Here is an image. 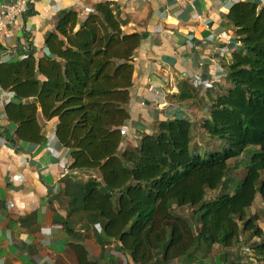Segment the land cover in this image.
Instances as JSON below:
<instances>
[{
	"label": "trees",
	"instance_id": "obj_1",
	"mask_svg": "<svg viewBox=\"0 0 264 264\" xmlns=\"http://www.w3.org/2000/svg\"><path fill=\"white\" fill-rule=\"evenodd\" d=\"M80 11H67L46 37L51 57L0 63V86L17 98L5 104L16 138L41 146L48 139L42 118L58 119L57 138L70 149L67 168L85 177L63 175L49 198L54 219L76 238L93 227L100 242L117 241L133 264H264V226L259 213L248 212L260 196L264 214V6H229L230 33L240 44L223 58L225 82L205 92L198 79L182 77L176 99L192 101L196 119L158 120L132 148L123 145L124 129L142 34L123 29L120 3L98 2L84 20ZM252 146L261 151L243 182L218 196L232 179L231 162ZM185 206L195 210L191 219L173 213ZM203 244L204 257L216 248L218 259L200 257ZM69 249L78 264H99L83 244Z\"/></svg>",
	"mask_w": 264,
	"mask_h": 264
},
{
	"label": "crops",
	"instance_id": "obj_2",
	"mask_svg": "<svg viewBox=\"0 0 264 264\" xmlns=\"http://www.w3.org/2000/svg\"><path fill=\"white\" fill-rule=\"evenodd\" d=\"M106 1L121 4L122 17L126 20L123 29L139 31L143 39L127 106L132 118L124 129L123 145L132 148L141 133L155 129L158 120L192 115L193 102L180 103L176 99V94L183 90L182 77L197 73L202 76L203 71L204 79L198 80L202 90L226 81L222 61L231 57L235 37L230 32H225L228 41L216 42L211 36L204 37L197 14L201 10L212 17L208 30L223 26L234 32L235 25L224 15L236 0H187L188 4L182 7L179 0H160L174 11L169 15V19L176 20L172 24L154 13V7H160L156 0H31L28 11L18 17L12 34L0 38L1 61L14 62L28 55L45 56L46 37L55 29L58 19L70 9L86 12L96 3ZM251 1L258 2L260 7L264 5V0ZM174 13L175 17L171 15ZM24 34H32V49L26 55L20 46ZM175 42L179 43L176 55L172 53ZM171 76L179 86L173 92V101L166 93ZM42 122L48 139L35 147L16 138L17 125L3 126L0 116V264H78L77 252L63 245L66 241L83 244L90 257L100 264H133L117 241L107 245L100 242L93 227L77 230L84 237L76 238L54 219L55 205L49 198L62 187L61 179L66 173L61 174L60 168L63 166L67 172L69 162L61 160L64 147L56 135L57 119L47 121L43 117ZM10 129L14 136L7 132ZM71 177L75 181L85 178L79 172H73ZM57 211L66 214L64 209Z\"/></svg>",
	"mask_w": 264,
	"mask_h": 264
},
{
	"label": "built area",
	"instance_id": "obj_3",
	"mask_svg": "<svg viewBox=\"0 0 264 264\" xmlns=\"http://www.w3.org/2000/svg\"><path fill=\"white\" fill-rule=\"evenodd\" d=\"M156 1L160 5V7L159 8L154 7V10H155L154 13L156 15H158L159 18H161V20H164L167 24L175 23L176 20L169 19L170 13H173L174 11L169 9L160 0H156ZM179 1H180L181 7L186 6L188 4L187 0H179ZM30 3H31V0H3V2L0 4V38L4 39L6 37H9L12 34L13 27L15 26L18 17L22 13H25L28 11V9L30 7ZM263 6H261V7H263ZM90 11H86V12L80 11V19L84 20L85 16H87V14ZM171 15L173 17H175V13L171 14ZM197 17H198V20L200 22L199 25L202 26V30H201V28H200V30H201V33L204 35V37H210L211 36L213 41L215 40L216 42H221L222 40H226V41L229 40V38L225 34V32H230L228 30V28L226 29V27L221 26V29L216 28V29L208 30L206 27L213 20L212 17L211 18L208 17L206 14H204V11H201V10L198 11ZM224 17L227 18V11H226V14L224 15ZM195 32H197V31H195ZM174 35H176V33ZM31 40H32V34L22 35V37L20 39V46L23 47L22 48L23 49V55L28 54L30 52V50L32 49V43H31L32 41ZM235 43H236L235 45H238L240 43V41L235 38ZM178 45H179V43L175 42V48L172 51V53L174 55H176L178 53L176 50ZM45 48H46V45H45L44 49ZM46 52L43 53L45 55L44 57H46V54H47V56H49V54H50L47 48H46ZM1 62H4V61L3 60L1 61V59H0V63ZM190 76H193V78L198 79V80L199 79L203 80L205 77V74L202 71V76L200 73L193 74ZM150 85L153 86L152 84H150ZM10 98H14L13 93L10 91L4 90L2 87H0V111H2V115H0V116L2 117L3 126L10 125L8 122V118H7L6 110H5L6 101L9 100ZM14 99H17L16 96ZM57 123L58 122L55 123V126L57 125ZM7 132L9 134H13V131H11V129L7 130ZM13 136H14V134H13ZM69 153H70V149L64 147L61 160H64V162L68 163L69 162ZM60 171L62 174V172H66V169L62 166L60 168ZM63 245H65L66 247H70V243L68 241L63 242ZM45 264H47V263H45Z\"/></svg>",
	"mask_w": 264,
	"mask_h": 264
},
{
	"label": "rangeland",
	"instance_id": "obj_4",
	"mask_svg": "<svg viewBox=\"0 0 264 264\" xmlns=\"http://www.w3.org/2000/svg\"><path fill=\"white\" fill-rule=\"evenodd\" d=\"M112 33L114 31H111ZM224 81V80H223ZM228 83V82H227ZM226 83V84H227ZM205 92H207V90L204 89ZM125 141V140H124ZM253 149V151H247L244 154H241L239 159L237 161H232V170H231V181L226 182L225 186L218 191V196H222L225 194H234L235 190L237 187H239V185L243 182V180L245 179V173H246V167L248 166V164L252 161V155L253 153H258L261 151V148L259 146H252L251 147ZM75 173V172H74ZM81 173V172H79ZM212 200V199H210ZM263 202L260 198V196L257 197L254 205L248 209V212L250 213L252 210L254 213H259V218L257 220V222H260L261 226H264V214L262 212V207H263ZM194 208L191 206H185L181 209H173V213L176 215H184L186 218L191 219L190 218V213L194 212ZM197 227V224H195ZM206 248L205 246H203L199 252V256L206 259L204 256L206 254ZM216 258L218 259V254H217V250L216 248H213L209 254L208 259H206V262H210L212 258ZM128 259H130V257H128ZM101 262V261H100ZM100 264V263H99Z\"/></svg>",
	"mask_w": 264,
	"mask_h": 264
},
{
	"label": "bare ground",
	"instance_id": "obj_5",
	"mask_svg": "<svg viewBox=\"0 0 264 264\" xmlns=\"http://www.w3.org/2000/svg\"><path fill=\"white\" fill-rule=\"evenodd\" d=\"M230 24L234 25L233 23L229 22ZM108 24V23H107ZM109 25V24H108ZM109 28L111 29V31H114L111 26L109 25ZM175 89H179L178 83L175 81V78L173 76H171V80H169L167 87H166V93H167V97L173 101V92L175 91ZM61 187L58 188V190L55 191V194H58L60 191Z\"/></svg>",
	"mask_w": 264,
	"mask_h": 264
},
{
	"label": "clouds",
	"instance_id": "obj_6",
	"mask_svg": "<svg viewBox=\"0 0 264 264\" xmlns=\"http://www.w3.org/2000/svg\"><path fill=\"white\" fill-rule=\"evenodd\" d=\"M228 30H229V29H228ZM229 31H231V30H229ZM233 36H234V35H233ZM239 44H240V43H239ZM239 44H238V45H239ZM235 46H236V45H235ZM235 46H234V47H235ZM188 76H190V75H188ZM206 90H207V89H206ZM207 91H208V90H207ZM172 117H176V116H172ZM170 118H171V117H170ZM65 173H66V174L69 173L70 175H72L73 172H70V170L68 169V171L65 172ZM203 246H206V249H207L206 252H208V246H207V244H203V245L201 246V248H202ZM200 250H201V249H200ZM199 252H200V251H199Z\"/></svg>",
	"mask_w": 264,
	"mask_h": 264
},
{
	"label": "water",
	"instance_id": "obj_7",
	"mask_svg": "<svg viewBox=\"0 0 264 264\" xmlns=\"http://www.w3.org/2000/svg\"><path fill=\"white\" fill-rule=\"evenodd\" d=\"M108 23V22H107ZM105 190H108V187H104Z\"/></svg>",
	"mask_w": 264,
	"mask_h": 264
}]
</instances>
